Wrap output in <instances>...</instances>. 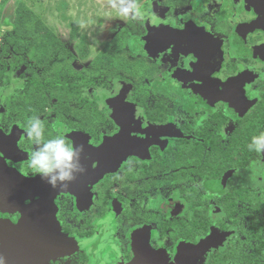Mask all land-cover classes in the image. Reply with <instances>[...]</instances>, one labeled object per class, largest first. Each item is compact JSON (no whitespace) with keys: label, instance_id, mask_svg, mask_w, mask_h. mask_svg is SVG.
Instances as JSON below:
<instances>
[{"label":"flooded vegetation","instance_id":"obj_1","mask_svg":"<svg viewBox=\"0 0 264 264\" xmlns=\"http://www.w3.org/2000/svg\"><path fill=\"white\" fill-rule=\"evenodd\" d=\"M138 3L99 45L0 63L4 264H264V0ZM33 115L84 146L65 189L26 168Z\"/></svg>","mask_w":264,"mask_h":264},{"label":"rangeland","instance_id":"obj_2","mask_svg":"<svg viewBox=\"0 0 264 264\" xmlns=\"http://www.w3.org/2000/svg\"><path fill=\"white\" fill-rule=\"evenodd\" d=\"M21 1L25 2L46 26L64 41V44H68V33L72 31L75 34L92 33L93 46L99 45L102 40L112 37L120 29L125 28L129 21L126 17H120L115 8H110L107 0H0V63L2 64L8 61L12 63L19 52L25 57L24 61L31 60L26 58L29 56L31 40L17 38L14 31L15 12ZM206 1L188 0V3L189 7L202 9ZM161 11L165 10L161 9ZM99 31H103L104 36L95 38L94 35ZM110 32H113L112 36Z\"/></svg>","mask_w":264,"mask_h":264},{"label":"clouds","instance_id":"obj_3","mask_svg":"<svg viewBox=\"0 0 264 264\" xmlns=\"http://www.w3.org/2000/svg\"><path fill=\"white\" fill-rule=\"evenodd\" d=\"M110 8H115L122 18L139 20L143 18L138 0H107ZM25 135L34 145L30 151L26 168L33 175L39 176L53 189H65L86 173L82 157L84 146L78 148L65 135L56 134L53 138L44 139V123L36 115L25 122ZM250 151L264 155V131L253 136L248 144ZM0 264L4 259L0 257Z\"/></svg>","mask_w":264,"mask_h":264},{"label":"trees","instance_id":"obj_4","mask_svg":"<svg viewBox=\"0 0 264 264\" xmlns=\"http://www.w3.org/2000/svg\"><path fill=\"white\" fill-rule=\"evenodd\" d=\"M166 2L183 5L186 4L187 0H166ZM14 31L17 38L31 40L28 51L29 56L38 66L47 67L57 54L61 55L60 47L62 44L57 34L48 28L40 17L23 1L19 2L16 8ZM61 62L62 57H59L57 64L53 67L55 78L61 76ZM35 81L32 86H41V80L38 81L36 78ZM55 96L60 97V93H55ZM37 103L40 102L38 101Z\"/></svg>","mask_w":264,"mask_h":264}]
</instances>
